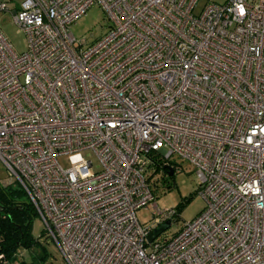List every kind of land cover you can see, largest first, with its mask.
Listing matches in <instances>:
<instances>
[{"label":"built area","instance_id":"obj_1","mask_svg":"<svg viewBox=\"0 0 264 264\" xmlns=\"http://www.w3.org/2000/svg\"><path fill=\"white\" fill-rule=\"evenodd\" d=\"M198 1H0L29 45L0 31V159L67 264H264V0ZM95 4L111 27L88 44L72 26ZM83 151L99 170L60 164ZM172 157L205 207L149 242L180 219L147 178Z\"/></svg>","mask_w":264,"mask_h":264},{"label":"rangeland","instance_id":"obj_2","mask_svg":"<svg viewBox=\"0 0 264 264\" xmlns=\"http://www.w3.org/2000/svg\"><path fill=\"white\" fill-rule=\"evenodd\" d=\"M1 1V0H0ZM10 2L12 6L19 7L21 0H5ZM226 0H199L197 11H200L204 5L208 3H224ZM11 12H0V31L5 36L13 50L18 53L26 52L28 45L27 35L13 20ZM111 27V22L107 17L103 8L95 4L86 15L80 18L72 26L73 36L78 40L91 44L98 38L102 37ZM92 151H83L81 153L67 154L60 156L59 162L64 169L72 167L74 164L82 160V158L90 159L94 163V170L100 169V162ZM176 171L169 176L160 173L155 167H151L147 173V178L151 180L154 191L157 195L158 206L164 211L172 208H179V222H174L172 226L163 232L168 238L175 235L184 221H189L199 215L205 207L204 198L198 190L201 186V179L196 173L195 167L187 160H182L178 157H172ZM0 182L14 183L7 167L0 159ZM25 202L30 203V200L25 197ZM141 224L152 222L153 211L150 207L142 208L137 211L136 216ZM32 236L34 243L30 247L19 250L16 262L12 264H67L63 257L60 256V251L55 243L50 238L45 237V224L41 217L36 214L34 216ZM6 264L8 261H6Z\"/></svg>","mask_w":264,"mask_h":264},{"label":"trees","instance_id":"obj_3","mask_svg":"<svg viewBox=\"0 0 264 264\" xmlns=\"http://www.w3.org/2000/svg\"><path fill=\"white\" fill-rule=\"evenodd\" d=\"M25 197L27 193L16 182L4 185L0 182V207L4 208L0 210V247L3 259L10 264L18 260L16 257L22 247L28 248L34 243L32 219L37 212L31 201L25 202Z\"/></svg>","mask_w":264,"mask_h":264},{"label":"water","instance_id":"obj_4","mask_svg":"<svg viewBox=\"0 0 264 264\" xmlns=\"http://www.w3.org/2000/svg\"><path fill=\"white\" fill-rule=\"evenodd\" d=\"M173 171H170V175H173ZM4 209L3 207H0V210ZM171 222L167 221L165 223H163L162 225H160L159 227H156V229H154L153 231H151L148 234V238L147 241L151 242L153 241V239H155L156 237H158L160 234H162L164 231H166L169 226H170ZM0 254H1V247H0Z\"/></svg>","mask_w":264,"mask_h":264}]
</instances>
